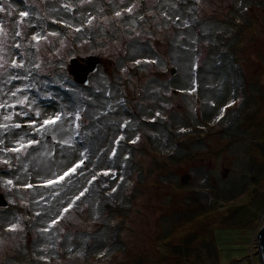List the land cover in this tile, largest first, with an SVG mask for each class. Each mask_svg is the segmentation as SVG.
<instances>
[{"label": "rangeland", "instance_id": "obj_1", "mask_svg": "<svg viewBox=\"0 0 264 264\" xmlns=\"http://www.w3.org/2000/svg\"><path fill=\"white\" fill-rule=\"evenodd\" d=\"M25 1L0 2V264H262L264 0Z\"/></svg>", "mask_w": 264, "mask_h": 264}, {"label": "water", "instance_id": "obj_2", "mask_svg": "<svg viewBox=\"0 0 264 264\" xmlns=\"http://www.w3.org/2000/svg\"><path fill=\"white\" fill-rule=\"evenodd\" d=\"M94 65L91 66L85 73L84 76H77L76 79L78 80V82H80L81 84H86L87 81V75L89 74V72L93 71L94 69ZM171 73H174V69H171ZM186 179H184L183 182H185ZM8 202L6 201V198L4 196V194L2 192H0V207H7ZM256 243H257V247H258V252H259V258L262 264H264V221L258 231L257 237H256Z\"/></svg>", "mask_w": 264, "mask_h": 264}, {"label": "flooded vegetation", "instance_id": "obj_3", "mask_svg": "<svg viewBox=\"0 0 264 264\" xmlns=\"http://www.w3.org/2000/svg\"><path fill=\"white\" fill-rule=\"evenodd\" d=\"M25 0H0V2H2L3 4L4 3H6V5L8 6L9 5V3L11 2L12 4H14V3H18V2H20L21 4H23V2H24ZM34 1V0H33ZM26 2V1H25ZM22 17H21V14H18V15H16V17H15V22H19L20 21V27H21V25H22ZM14 29V28H13ZM33 45H36V44H33ZM32 45V46H33ZM32 46H30V48L32 47ZM14 49H18V46L17 47H14ZM20 49V48H19ZM37 53V52H36Z\"/></svg>", "mask_w": 264, "mask_h": 264}, {"label": "snow or ice", "instance_id": "obj_4", "mask_svg": "<svg viewBox=\"0 0 264 264\" xmlns=\"http://www.w3.org/2000/svg\"><path fill=\"white\" fill-rule=\"evenodd\" d=\"M4 11V9L2 7H0V12ZM21 15H27V13H21ZM117 15H119V13H117ZM14 94V93H13ZM57 119H59V117H57ZM55 121H45V123H54ZM17 127H19V125H17ZM9 183H11V181H9Z\"/></svg>", "mask_w": 264, "mask_h": 264}, {"label": "trees", "instance_id": "obj_5", "mask_svg": "<svg viewBox=\"0 0 264 264\" xmlns=\"http://www.w3.org/2000/svg\"><path fill=\"white\" fill-rule=\"evenodd\" d=\"M202 240H204L205 239V237H200Z\"/></svg>", "mask_w": 264, "mask_h": 264}]
</instances>
